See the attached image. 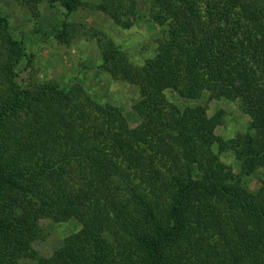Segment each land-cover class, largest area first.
I'll list each match as a JSON object with an SVG mask.
<instances>
[{
  "label": "trees",
  "instance_id": "obj_1",
  "mask_svg": "<svg viewBox=\"0 0 264 264\" xmlns=\"http://www.w3.org/2000/svg\"><path fill=\"white\" fill-rule=\"evenodd\" d=\"M122 1L94 6L116 17ZM143 1L161 33L154 56L118 65L115 48L102 51L112 79L137 92L134 127L113 104L87 98L79 107L81 88H59L64 102L52 106L50 85L33 94L18 86L14 55L0 64V264H264V177L252 190L242 181L264 167V0ZM81 2L60 4L71 12ZM0 26L7 48L14 41ZM167 88L183 101L204 90L236 101L262 147L216 135L222 110L206 118L203 106L168 100ZM69 107L78 117L60 114ZM71 218L79 228L37 255L40 221Z\"/></svg>",
  "mask_w": 264,
  "mask_h": 264
},
{
  "label": "rangeland",
  "instance_id": "obj_2",
  "mask_svg": "<svg viewBox=\"0 0 264 264\" xmlns=\"http://www.w3.org/2000/svg\"><path fill=\"white\" fill-rule=\"evenodd\" d=\"M81 1L71 12H66L60 4L61 0H40L36 4L0 0V24L5 25L2 35L7 33L14 41L6 48L7 44L0 39V64L9 55H14L10 63L17 67L15 80L18 86L28 94H33L38 85H50L53 89L46 90V100L51 105L64 102L59 88H81L83 92L77 101L79 107L87 98L100 104H113L124 114L128 126L134 127L141 121V117L131 108L133 100L138 97L137 92L132 85L112 79L108 72L110 62L104 61L102 51L116 49L114 64L141 66L154 56L156 40L161 36L160 29L149 19L143 0H136L134 12L124 8L129 0H123L116 17L112 10L101 11L94 6L111 0ZM58 29L62 35L56 38L54 34ZM18 45L23 48L24 54L16 49ZM2 88L3 85L0 86ZM162 92L168 100L177 104L205 107L206 118L222 110L221 123L213 127L216 135L227 141L238 139L242 149L262 147L263 139L250 135L251 130L247 129L248 116L239 110L236 101L210 96L206 90L201 91L196 99L186 101L178 98L171 88ZM61 113L66 120L72 114L78 117L73 107ZM88 126L82 128L90 131ZM209 146L212 152L217 151L215 142ZM219 159L233 172L238 170V162L230 150L221 151ZM191 175L198 176L197 167H192ZM263 177L264 167H260L242 181L252 190ZM40 226L42 236L33 240L31 245L37 255L47 256L66 235L79 228V223L73 218L58 223L42 219ZM19 264L32 262L21 257Z\"/></svg>",
  "mask_w": 264,
  "mask_h": 264
}]
</instances>
